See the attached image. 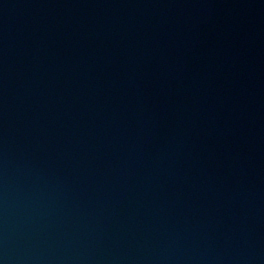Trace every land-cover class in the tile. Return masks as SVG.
<instances>
[{
    "label": "water",
    "instance_id": "95a60500",
    "mask_svg": "<svg viewBox=\"0 0 264 264\" xmlns=\"http://www.w3.org/2000/svg\"><path fill=\"white\" fill-rule=\"evenodd\" d=\"M0 264H264V0H0Z\"/></svg>",
    "mask_w": 264,
    "mask_h": 264
}]
</instances>
